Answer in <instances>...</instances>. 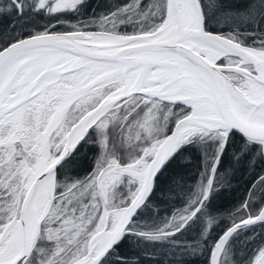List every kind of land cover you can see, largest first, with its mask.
I'll return each instance as SVG.
<instances>
[{"label": "snow or ice", "instance_id": "obj_1", "mask_svg": "<svg viewBox=\"0 0 264 264\" xmlns=\"http://www.w3.org/2000/svg\"><path fill=\"white\" fill-rule=\"evenodd\" d=\"M0 264H264V0H0Z\"/></svg>", "mask_w": 264, "mask_h": 264}]
</instances>
